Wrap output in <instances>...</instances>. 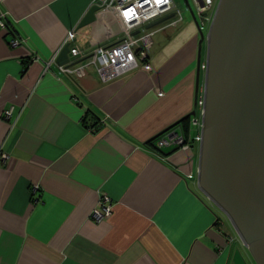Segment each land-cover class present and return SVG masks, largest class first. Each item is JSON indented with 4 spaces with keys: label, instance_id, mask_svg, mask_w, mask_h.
<instances>
[{
    "label": "crops",
    "instance_id": "obj_1",
    "mask_svg": "<svg viewBox=\"0 0 264 264\" xmlns=\"http://www.w3.org/2000/svg\"><path fill=\"white\" fill-rule=\"evenodd\" d=\"M92 1L0 0V264H256L198 185L196 26L147 38L149 71L59 75L70 32L80 49L114 39L96 10L81 24ZM171 126L186 147L146 145Z\"/></svg>",
    "mask_w": 264,
    "mask_h": 264
},
{
    "label": "water",
    "instance_id": "obj_2",
    "mask_svg": "<svg viewBox=\"0 0 264 264\" xmlns=\"http://www.w3.org/2000/svg\"><path fill=\"white\" fill-rule=\"evenodd\" d=\"M184 3L199 34L193 118L206 44L198 185L230 218L255 263L264 264V0H217L207 33ZM95 10L89 8L82 25ZM67 51L65 45L60 62Z\"/></svg>",
    "mask_w": 264,
    "mask_h": 264
},
{
    "label": "built area",
    "instance_id": "obj_3",
    "mask_svg": "<svg viewBox=\"0 0 264 264\" xmlns=\"http://www.w3.org/2000/svg\"><path fill=\"white\" fill-rule=\"evenodd\" d=\"M193 1L197 8L195 15L198 24L202 31L207 33L216 9L217 0ZM90 6L97 7L96 13L99 18L108 20L109 24L114 23L117 26L114 39L80 49L75 45H71L75 34L73 31L70 32L63 46L66 45L69 48L71 58L58 65L59 75L63 74L78 79L84 76L87 67L93 66L99 79L106 83L140 67L149 71L150 64L147 63L148 53L144 41L160 30L179 26L183 21L181 10L176 6L174 0H93ZM129 9L133 11L126 16L125 12ZM166 17L168 18L164 21L148 27L151 23ZM5 19V15L0 13V28L6 26ZM11 44L15 46L20 44V41L18 38H14ZM206 69L207 62L203 60L200 63V71L204 74ZM204 92L205 89L202 84L199 87L197 98V117L191 118V122L198 129L194 140L199 144L202 140ZM154 146L158 149L186 147V140L181 132L170 127L154 140ZM2 157L6 158L7 155L3 153ZM110 211L111 206L108 203V198L105 197L102 211L94 210L93 216L105 218L109 216Z\"/></svg>",
    "mask_w": 264,
    "mask_h": 264
},
{
    "label": "rangeland",
    "instance_id": "obj_4",
    "mask_svg": "<svg viewBox=\"0 0 264 264\" xmlns=\"http://www.w3.org/2000/svg\"><path fill=\"white\" fill-rule=\"evenodd\" d=\"M189 4L193 10V12L196 14L197 8H196V4L194 3L193 0H188ZM176 6L181 10L182 16H183V21L181 23V26L186 30H188L189 28H192L193 26H195L194 20L192 18V15L190 13V11L188 10L186 4L184 3V0H174ZM206 32V31H205ZM163 34H156V35H152L150 37H148V39L145 41L146 42H150L152 43V41L154 40H158L159 37H161ZM146 48V47H145ZM159 48V46H157L155 48V50H157ZM206 49V48H205ZM157 53V52H156ZM203 83V82H202ZM217 206V205H216ZM218 207V206H217ZM219 208V207H218ZM224 214L226 215V213L224 212ZM227 216V215H226ZM228 217V216H227ZM229 218V217H228ZM230 219V218H229ZM231 221V220H230ZM233 224V223H232ZM234 226V225H233Z\"/></svg>",
    "mask_w": 264,
    "mask_h": 264
},
{
    "label": "trees",
    "instance_id": "obj_5",
    "mask_svg": "<svg viewBox=\"0 0 264 264\" xmlns=\"http://www.w3.org/2000/svg\"><path fill=\"white\" fill-rule=\"evenodd\" d=\"M171 127H174V126H171ZM161 134V133H160ZM160 134H158V135H156L155 137H153L152 139H150L147 143H146V145L147 144H152L153 146H154V140L156 139V138H158V136H160Z\"/></svg>",
    "mask_w": 264,
    "mask_h": 264
},
{
    "label": "snow or ice",
    "instance_id": "obj_6",
    "mask_svg": "<svg viewBox=\"0 0 264 264\" xmlns=\"http://www.w3.org/2000/svg\"><path fill=\"white\" fill-rule=\"evenodd\" d=\"M132 11H133L132 9H129L127 12H125V15H126V16L130 15V13H131Z\"/></svg>",
    "mask_w": 264,
    "mask_h": 264
}]
</instances>
